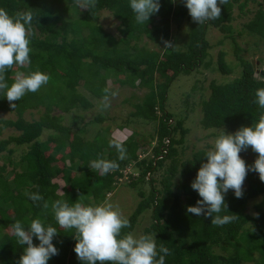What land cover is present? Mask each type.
Returning <instances> with one entry per match:
<instances>
[{
  "label": "trees",
  "instance_id": "trees-1",
  "mask_svg": "<svg viewBox=\"0 0 264 264\" xmlns=\"http://www.w3.org/2000/svg\"><path fill=\"white\" fill-rule=\"evenodd\" d=\"M251 1L258 0H226L221 5L219 19L198 24L192 20L182 0L175 3L161 0L159 12L146 25H139L128 0H97L95 9H82L84 14L79 18L65 16L66 8L76 6L74 0H0V8L9 15L30 11L34 17L30 33L31 64L7 69L6 82L11 85L17 72L41 71L50 76L48 83L37 92L26 93L13 102L14 108L0 96V112H15L17 116L16 119H0V135L6 128L19 132L0 140V154L12 144L29 146L17 163L11 159L15 150L9 149L8 163L20 170H15L11 179L3 175L6 165L0 166V264H17L23 252L12 233L13 223L19 220L27 227L36 218L58 230L53 243L59 254L48 264H82L73 251L75 230L59 227L51 203L62 200L70 204L97 205L105 202L119 185L130 187L141 198L127 217L130 226L122 229V234H133L139 217L145 219L150 213V222L141 235L152 234L157 249L160 245L170 249L165 264H264V198L254 204L257 214L247 211L250 200L264 196V182L258 173L249 172L242 198H236L229 190L225 195L228 210L221 215H236V219L228 224L216 226L211 224L210 217L187 213L186 208L195 206L201 199L191 188V182L205 162L207 150L200 149L188 159L181 157L177 146L184 143L188 130L183 119L174 121L177 114L167 109L170 88L179 77L191 75L200 66H212V59L207 60L210 56L207 32L213 26L224 32L225 38L232 39L233 52L242 71L229 82L210 83L211 93L201 101V125L206 129H227L235 133L240 127L251 126L259 120L264 109L254 100L256 90L264 88V69H257L253 61L243 55L244 49L236 41L232 26L235 7L246 14L250 12ZM258 3L259 7L245 28L264 40V0ZM102 10H109L119 21L121 37L117 38L101 25L99 14ZM174 18L192 21L188 41L181 49L164 45V41L172 42ZM144 37L159 48L140 45ZM225 56V52L219 53V65L224 74H230L233 71ZM112 75L118 77L114 82L117 87L149 89L141 101L133 104L132 115L157 122L152 155L145 154L133 131L120 141L127 154L125 159L118 160L117 151L109 147L111 140L118 141L117 137L111 138L99 131L93 139H86L84 129L75 131L63 123L62 115L54 114L56 107L65 113L80 107H93L92 101L78 91L80 84L97 99L109 97L108 81ZM198 84L196 81L186 93V106L190 105V97ZM41 106L45 110L40 119L29 121L25 118L27 110ZM104 120L101 115L94 119L96 122ZM45 131L50 133L44 141ZM97 158L116 160L119 167L107 175H100L88 167L89 162ZM256 158L244 160L251 165ZM130 166L136 173L126 172ZM161 170L158 179L156 174ZM147 184L149 190L145 189ZM60 189L62 194L58 192ZM26 191L39 192L44 199L33 203L25 195ZM45 201L49 203L47 209L43 207ZM34 244H38L35 238Z\"/></svg>",
  "mask_w": 264,
  "mask_h": 264
},
{
  "label": "clouds",
  "instance_id": "clouds-1",
  "mask_svg": "<svg viewBox=\"0 0 264 264\" xmlns=\"http://www.w3.org/2000/svg\"><path fill=\"white\" fill-rule=\"evenodd\" d=\"M81 9L92 10L97 0H74ZM175 3L176 0H170ZM192 20L198 24L219 19L221 5L226 0H182ZM139 25H146L161 7V0H128ZM34 17L32 12L17 13L15 16L0 8V96L6 98L12 108L26 93L37 92L50 80V76L41 71L29 73L17 72L11 85L4 73L13 65L21 67L31 64L30 33ZM165 48L173 45L164 41ZM115 95V93H113ZM254 102L264 109V88L255 92ZM103 109L110 107L109 97L103 98ZM109 147L118 153V160L126 158L127 149L117 140H111ZM251 147L258 153L251 165H247L240 153ZM191 182V188L201 199L195 206H188L187 213L211 218V224L223 226L236 219V215H221L227 209L225 195L232 190L236 198L243 196V184L249 172L258 173L264 182V112L259 120L251 126H242L235 133H226L224 129L215 138L213 146L208 149ZM88 167L100 175H107L116 170V160L97 158L89 162ZM33 202L38 203L44 198L39 192H25ZM43 207L49 208L44 202ZM54 219L60 228L74 229L76 241L73 251L82 264H165V257L170 249L160 245L157 249L156 238L152 234L134 236L132 233L122 234V229L130 226L129 220L110 202L97 205H85L81 202L69 203L55 200L51 203ZM12 233L23 252L17 264H48L49 260L59 254L53 243L58 230L45 224L41 219H33L26 227L22 221H15ZM34 238L38 244H34ZM26 245V247H25Z\"/></svg>",
  "mask_w": 264,
  "mask_h": 264
},
{
  "label": "rangeland",
  "instance_id": "rangeland-1",
  "mask_svg": "<svg viewBox=\"0 0 264 264\" xmlns=\"http://www.w3.org/2000/svg\"><path fill=\"white\" fill-rule=\"evenodd\" d=\"M259 1V0H258ZM258 1L250 2L248 9L250 12L244 14L241 13L238 6L234 9V19L232 21L233 35L236 41L244 49L243 55L255 62L257 69H264V40L259 36L250 33L246 28L245 24L252 17L254 11L259 7ZM84 10H80L77 6L71 5V7L66 8L65 16L67 18H79L84 14ZM247 11V10H246ZM101 25L109 32L115 35L117 38L121 37L119 31V21L113 16L109 10H102L99 14ZM192 25V21L184 18H174L172 24V42L173 47L181 49L188 41V34ZM229 34V33H228ZM225 33L222 32L217 27H209L207 32V39L210 43L209 54L210 56L207 60L212 59V66L210 68H205L200 66L198 69L189 76H181L176 80L169 92V102L167 104V109L172 111L171 113H176L177 118L174 120L183 119V125L187 128L188 133L185 135L184 143L179 144L177 149L181 152V157L183 159H188L192 157V154L200 149H210L215 141V138L219 135L222 129L211 128L206 129L201 125V118L203 116L201 101L209 97L211 93L210 83L216 81L217 83H226L239 77L242 71V67L239 64L236 55L233 52V41L231 38H225ZM140 45H146L149 48L158 49L159 46L148 41L145 37L140 42ZM225 52V61L227 65L232 69V73L224 74L219 65V53ZM118 77L114 75L110 76L109 84V103L110 107L103 109L101 107L103 99H97L92 94H90L87 89L80 84L78 91L85 94L93 103V107L85 109L83 107L73 109L70 112H63L60 108H54V114L62 115L63 123L70 126L75 131L84 129V136L86 139H93V137L100 131L106 134L108 137H117L118 141L126 139L131 132L135 131L137 133V139L143 147L146 155H152L153 146L156 144L153 138L155 134V129L157 127L156 121L142 120L132 115L134 111L133 104L141 101L145 93L148 92L146 87H131L123 86L117 87L114 85L115 80ZM199 81L198 88L193 92L189 100V106L184 103L185 95L188 93L193 84ZM138 85V84H136ZM115 93V95H113ZM45 107L29 109L25 113V118L29 121L38 120L41 114L44 112ZM103 116L105 120L103 122H96L97 116ZM17 116L15 112H0V119H16ZM1 126V123H0ZM108 130V131H107ZM226 133H232L231 131L224 129ZM108 132V133H107ZM49 131H45L42 136V140H46ZM14 128H6L2 130L0 135L1 139H7L9 136L18 135ZM180 137V134H179ZM116 139V138H115ZM27 145L18 146L12 144L8 147L7 151L0 154V166L6 165V171L3 173L5 177L11 179L14 175V171H20L15 164H10L7 161L9 154V149H14L15 152L12 154L11 159L14 163H17L22 154L28 150ZM144 153V152H143ZM148 153V154H147ZM143 154V155H145ZM243 159L251 160L258 156V153L252 151L248 148L246 151L240 153ZM61 164V163H60ZM134 172V168L130 166L126 172ZM137 171V170H136ZM162 170L158 171L156 177L162 174ZM138 173V172H137ZM61 186L64 185L63 181L56 179ZM150 186L147 184L145 186L146 190H149ZM60 194L63 191L60 189L58 191ZM264 196H259L250 200L247 211L251 214H257L254 204L261 201ZM140 197L137 192L130 187L124 185H119L117 189L107 197L106 201L110 202L116 207L126 218L129 217L136 209ZM140 221L137 228L133 231L134 236H140L143 232V228L150 222V213L147 214L145 219L143 216L139 217ZM145 221V222H144ZM254 262L244 263L253 264Z\"/></svg>",
  "mask_w": 264,
  "mask_h": 264
},
{
  "label": "water",
  "instance_id": "water-1",
  "mask_svg": "<svg viewBox=\"0 0 264 264\" xmlns=\"http://www.w3.org/2000/svg\"><path fill=\"white\" fill-rule=\"evenodd\" d=\"M253 65L256 66L255 62L253 61Z\"/></svg>",
  "mask_w": 264,
  "mask_h": 264
}]
</instances>
